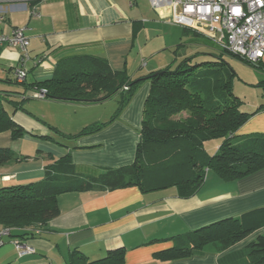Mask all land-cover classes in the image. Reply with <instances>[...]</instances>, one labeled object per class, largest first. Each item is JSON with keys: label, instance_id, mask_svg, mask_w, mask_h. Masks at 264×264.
<instances>
[{"label": "crops", "instance_id": "1", "mask_svg": "<svg viewBox=\"0 0 264 264\" xmlns=\"http://www.w3.org/2000/svg\"><path fill=\"white\" fill-rule=\"evenodd\" d=\"M138 2L42 0L36 6V16L31 15L26 1L0 3L4 17L0 35H9L12 29L23 30L30 58L26 63L28 89L32 84L50 79L56 67L78 58L102 60L114 71H125L134 82L167 67L158 59L164 50L169 52L174 46L166 40L167 34L181 29L180 35L184 37L183 28L159 20L147 1V6L143 7ZM158 37H162L160 46L165 47L161 51H157L160 46L153 42ZM41 57L47 60L34 64ZM18 62L17 52L0 48V95L23 93L25 88L15 84L13 76ZM258 75L257 81L263 82L264 77ZM149 88L148 81H141L117 119L97 133L76 139L72 137L84 128L108 123L114 115L106 121H100L99 116L69 119L59 112L27 111L29 103L26 102L23 108L30 116L17 111L12 119L30 136L12 140L9 133L0 134V148L8 147L14 154L27 157L0 167V175L7 178L1 181L7 184L4 187L40 181L47 169L65 156L69 157L75 173L84 178H96L105 171L131 166ZM121 94L106 102L115 100L119 105ZM42 101L52 108L99 105ZM244 112L251 117L235 135L264 136V99L255 100ZM37 118L45 120V124L58 130L61 136L48 131L35 120ZM57 120L63 124H58ZM23 143L32 149L24 150ZM208 143H212L209 154H214L219 143ZM57 205L58 217L43 226L38 236L24 241L38 254L26 264H67L69 253L74 250L92 262L103 259L107 251L115 249L125 250L124 264H234L237 254L264 234V168L232 182H223L207 173L200 190L185 199L178 197L174 189L142 193L137 188H127L68 193L58 197ZM228 219L237 220L244 229L254 232L222 252L212 249L176 261H162L154 256L170 249L174 238ZM5 245L0 248V264H16L12 261L16 253L14 246Z\"/></svg>", "mask_w": 264, "mask_h": 264}, {"label": "trees", "instance_id": "2", "mask_svg": "<svg viewBox=\"0 0 264 264\" xmlns=\"http://www.w3.org/2000/svg\"><path fill=\"white\" fill-rule=\"evenodd\" d=\"M14 1H26L33 10L42 0H0V3ZM183 35L198 40L191 45L195 51L191 56L177 63L175 58L171 62L176 63L175 70L168 66L134 82L125 71H114L104 61L94 58L65 62L56 67L50 79L32 84L29 89L25 85L26 77L21 83L14 77L15 84L25 88L23 93L0 95V134L9 133L12 140L30 136L13 121L12 115L20 111L30 116L23 105L32 99L33 92L45 90L46 100L63 99V102L81 105L101 104L122 93L110 121L84 128L72 137L76 139L97 133L117 119L141 81H148L150 88L131 166L105 171L96 178H84L75 173L69 157L65 156L47 169L40 181L0 189V228L10 230V240L5 244L12 240L24 243L38 236L43 226L58 217L57 199L64 194L127 188H137L142 193L174 189L178 197L185 199L200 190L207 173L223 182H232L264 168V136L235 135L251 115L241 111L242 102L232 93V81L237 76L224 63V57L250 64L209 47L210 43L194 32L183 30ZM200 56L210 57L214 62L193 65V59ZM250 66L264 77L263 61ZM259 85L264 89V80ZM35 120L44 126L42 121ZM46 128L61 136L55 129ZM210 141L219 142L214 154L204 149V144ZM21 159L27 157L14 154L8 147L0 148V167ZM253 232V229H244L237 220L228 219L174 238L170 249L154 256L162 261H176L212 249L222 252ZM237 255L234 264H264V234ZM124 256V249H115L107 251L103 259L90 262L74 250L69 253L67 264H124Z\"/></svg>", "mask_w": 264, "mask_h": 264}, {"label": "built area", "instance_id": "3", "mask_svg": "<svg viewBox=\"0 0 264 264\" xmlns=\"http://www.w3.org/2000/svg\"><path fill=\"white\" fill-rule=\"evenodd\" d=\"M159 20L168 21L184 30L194 32L219 51L234 55L256 66L264 59V0H146ZM130 5H132L130 3ZM36 16V9L31 10ZM0 12V24L3 22ZM0 48L17 52L18 67L13 74L17 82L24 81L27 73L28 40L22 29H12L9 35H0ZM47 57L37 58L41 64ZM125 91L127 88H123ZM36 100H45L46 91L31 93ZM0 175V181H5ZM10 230L0 228V248L10 240ZM19 257L34 254L31 246L12 240Z\"/></svg>", "mask_w": 264, "mask_h": 264}, {"label": "rangeland", "instance_id": "4", "mask_svg": "<svg viewBox=\"0 0 264 264\" xmlns=\"http://www.w3.org/2000/svg\"><path fill=\"white\" fill-rule=\"evenodd\" d=\"M145 2H146L145 0H139L138 3L139 5L143 7V6H147ZM180 34H181V29H178V32L173 31L170 34L166 35V40L170 41V43L172 42L174 46L169 50V52L164 50L162 52V55L158 57V59H160L159 60L160 63H164L167 67L169 66L171 70L176 69V63L179 59H182L185 56H191L193 52H195L194 48L191 45L194 43H197L198 41V40L194 41L191 37H188V36L182 37ZM161 40H162V37H158V39H155L153 42L155 45L160 46ZM177 47H178L177 53H176V56H174L173 51ZM209 47L215 48V46L211 44H209ZM163 49H165V47L160 46V48L157 51H161ZM175 58H176V63H171ZM207 61L214 62V60H212L210 57L200 56V57L193 59L192 63L194 65L195 63L197 64V63L207 62ZM224 61H225L224 63L230 66L231 69L234 71V73H236L237 78L233 79L231 90H232V93L236 95L242 102L241 111H244L245 108L249 104L253 103L255 100L259 98L264 99V89L262 88V86L259 85V82L257 81L258 76H259L258 75L259 71L257 69H255L254 67L250 65L243 64L238 60L229 58L227 56L224 57ZM27 81H29V78H27ZM27 103H29V108H27V111H32L30 109L37 111L39 109V111L42 113L59 112L60 114H63L69 119H87L90 116H94L95 118L96 116H99L101 119L100 121H106L107 119H109L111 116L114 115V112H116L118 108L117 107L118 105L116 104L117 102L115 100H112V101H109L103 104L95 105V106L80 107L79 109L75 107H71V106L52 108L49 105H47V103L43 102L42 100H36V99H29ZM39 117L40 119L42 118V116H39ZM40 119L38 120L43 122L45 128L47 126L50 127L49 125L45 124V120H40ZM56 122L58 124H63V122L59 120H57ZM46 129L49 131L48 128ZM22 142H25V141H22ZM213 142H215L213 144L219 143L218 141H213ZM207 143L204 144V149L206 153L209 154L208 150L212 143L211 144L210 143L207 144ZM23 144H24L23 146L24 150L27 148L32 149L30 145H28L27 147L26 143H23ZM4 186H7V184H4L0 181V189L3 188ZM8 243L12 244L11 241H8ZM37 255L31 254V255H27L28 257L27 256L19 257L16 251L15 258L12 261L15 262L16 264H26L27 260L31 258H37Z\"/></svg>", "mask_w": 264, "mask_h": 264}, {"label": "water", "instance_id": "5", "mask_svg": "<svg viewBox=\"0 0 264 264\" xmlns=\"http://www.w3.org/2000/svg\"><path fill=\"white\" fill-rule=\"evenodd\" d=\"M56 101H63V99H56Z\"/></svg>", "mask_w": 264, "mask_h": 264}]
</instances>
